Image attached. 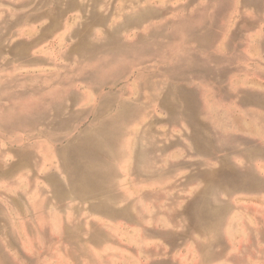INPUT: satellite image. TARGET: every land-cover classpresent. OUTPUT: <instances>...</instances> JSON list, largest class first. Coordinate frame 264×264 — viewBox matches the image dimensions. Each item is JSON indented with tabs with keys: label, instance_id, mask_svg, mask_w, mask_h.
I'll return each mask as SVG.
<instances>
[{
	"label": "rangeland",
	"instance_id": "rangeland-1",
	"mask_svg": "<svg viewBox=\"0 0 264 264\" xmlns=\"http://www.w3.org/2000/svg\"><path fill=\"white\" fill-rule=\"evenodd\" d=\"M0 264H264V0H0Z\"/></svg>",
	"mask_w": 264,
	"mask_h": 264
},
{
	"label": "crops",
	"instance_id": "crops-1",
	"mask_svg": "<svg viewBox=\"0 0 264 264\" xmlns=\"http://www.w3.org/2000/svg\"><path fill=\"white\" fill-rule=\"evenodd\" d=\"M110 148L113 150L115 157L118 158V152L116 151L115 145L110 146ZM118 148V147H117ZM89 150L94 152H101V154H105L106 158L101 159L100 161H90L84 169L81 171V173H78L79 168H76L73 172L75 173L74 179L79 178L81 182H83V187L86 189V193L94 194L98 193L102 190V187L100 183L107 182L108 179L111 177L108 172V166H109V160L113 158H109V146H100L99 151L97 150V147H90ZM96 162V164H95ZM99 165L100 167H98Z\"/></svg>",
	"mask_w": 264,
	"mask_h": 264
}]
</instances>
